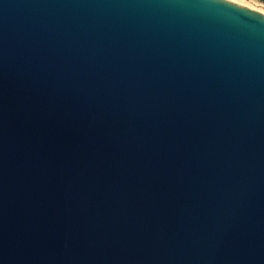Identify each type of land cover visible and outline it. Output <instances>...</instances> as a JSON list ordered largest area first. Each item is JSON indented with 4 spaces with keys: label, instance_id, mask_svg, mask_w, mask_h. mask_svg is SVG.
Returning <instances> with one entry per match:
<instances>
[{
    "label": "water",
    "instance_id": "1",
    "mask_svg": "<svg viewBox=\"0 0 264 264\" xmlns=\"http://www.w3.org/2000/svg\"><path fill=\"white\" fill-rule=\"evenodd\" d=\"M0 264H264V15L0 0Z\"/></svg>",
    "mask_w": 264,
    "mask_h": 264
},
{
    "label": "rangeland",
    "instance_id": "2",
    "mask_svg": "<svg viewBox=\"0 0 264 264\" xmlns=\"http://www.w3.org/2000/svg\"><path fill=\"white\" fill-rule=\"evenodd\" d=\"M264 15V3L258 0H228Z\"/></svg>",
    "mask_w": 264,
    "mask_h": 264
},
{
    "label": "trees",
    "instance_id": "3",
    "mask_svg": "<svg viewBox=\"0 0 264 264\" xmlns=\"http://www.w3.org/2000/svg\"><path fill=\"white\" fill-rule=\"evenodd\" d=\"M259 2H261V3H264V0H258Z\"/></svg>",
    "mask_w": 264,
    "mask_h": 264
}]
</instances>
